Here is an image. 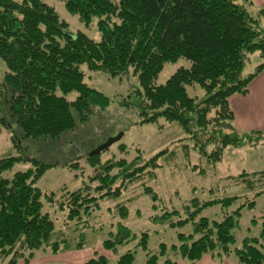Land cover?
Returning a JSON list of instances; mask_svg holds the SVG:
<instances>
[{
    "label": "trees",
    "instance_id": "trees-1",
    "mask_svg": "<svg viewBox=\"0 0 264 264\" xmlns=\"http://www.w3.org/2000/svg\"><path fill=\"white\" fill-rule=\"evenodd\" d=\"M62 1L70 13L86 23L98 18L101 41L83 32L70 34L68 24L43 0H0V57L8 68L4 82L0 81V128L9 130L16 148L22 149L24 139L58 138L72 130L77 124L75 112L84 121L94 106H109L110 99L85 82L82 65L90 72L113 77L133 68L140 86L136 97L145 122L162 119L178 123L211 162L222 160L228 147H255L264 141V131H237L230 104L233 95H246L251 82L264 70V6L252 13L250 0H246L248 6L239 0ZM255 52L262 63L245 76V67ZM181 58L190 61L191 66L180 67L166 83L156 84L165 64ZM8 87L17 92L9 95ZM197 87L204 93L199 94ZM71 92L77 93L73 101L67 98ZM201 135L206 136L204 144L198 142ZM160 155L150 160L137 157V162L122 159L119 162L123 167L118 166L117 174L112 173L116 163L100 165L96 161L100 155L89 156L88 161L95 167L90 179L99 183L93 187L99 195L89 196L91 186L67 192L66 208L70 210L66 224H88L100 209L101 199L121 196L122 185L138 182L144 174L156 176ZM21 160L20 156L0 158V264H17L20 258L33 256L41 249L69 248L63 234L55 230L51 215L43 212L44 193L36 186L47 166L32 159L38 168L16 172L11 178L1 176ZM119 179L121 184L112 189ZM231 179L257 191V195L264 193V171L243 172ZM146 192L157 199L151 187H146ZM237 198L203 204L194 199L186 206L184 218L178 211L156 216L154 219H170L171 227L193 225V232L179 234L181 243L172 246L182 261L167 259L165 264H197L206 255L215 260L233 252L238 264H264V223L259 236L245 239L241 248H232L242 207H254L255 200L225 213L220 221L197 218L203 208L217 203L228 206ZM120 209L127 216V208ZM172 215L180 218L174 222ZM149 236L143 233L138 242L146 252ZM137 238L120 225V231L104 243V249L117 255L119 247ZM167 250V245L161 244L157 254L147 253V264H157ZM134 262L135 250H128L116 264ZM86 264L110 261L100 255Z\"/></svg>",
    "mask_w": 264,
    "mask_h": 264
},
{
    "label": "rangeland",
    "instance_id": "rangeland-1",
    "mask_svg": "<svg viewBox=\"0 0 264 264\" xmlns=\"http://www.w3.org/2000/svg\"><path fill=\"white\" fill-rule=\"evenodd\" d=\"M43 1L55 8L60 20L68 24L70 34L83 32L91 39L101 41L102 33L97 17L86 23L79 15L70 13L64 1ZM239 2L246 4V0ZM252 2L249 10L256 13L260 8L257 3ZM261 63L258 52L251 54L244 70L245 76L254 73ZM190 66L191 62L185 58L165 64L156 78V84L166 83L180 67ZM81 68L85 73V82L110 99L107 108L94 106L89 118L84 121H80L79 115L75 112L77 118L75 128L58 138L24 139L21 142V150L14 145L9 130L0 128V158L9 156L22 158L1 176L11 178L16 172L38 168L39 165H35L32 159L47 166L36 183L44 193L43 212L51 215L55 222V230L63 234L69 246L57 251H53L52 248L37 250L33 256L20 258L17 264H86L90 259L98 258L100 255H106L110 264H116L118 257L128 250H135L134 264H147L149 256L147 253L157 254L161 244H166L168 250L164 256L159 257L157 264H165L167 259L182 261L172 250V246L181 243L179 234L192 233L193 225L190 223L183 227H171L170 219L154 218L173 211H178L184 218L186 206L194 199L203 204L212 200L238 197L228 206L217 203L203 208L197 218L206 217L212 221H220L225 213L237 210L247 204L248 200H255L254 207L249 208L246 205L242 207L239 226L234 231L236 242L232 245L233 250L241 248L245 239L260 235L264 223V193L257 195V191L248 189L244 184H237L231 178L243 172L264 171V141L255 147L250 145L228 147L222 160L211 162V158L199 152L196 141L185 133L178 123H166L162 119L159 122H145L143 110L138 106L139 99L136 95L140 86L133 68L115 77L105 72H90L86 65H82ZM7 71V65L0 57L1 82H4ZM7 91L9 95L17 92L12 87H8ZM197 92L204 93L198 87ZM76 97V92L67 95L70 101ZM233 103L243 108L240 100ZM234 126L240 133L264 131V124H247L239 128L234 120ZM120 133H123V138L102 152L96 161L100 165L116 163L117 169H113L112 173L117 174L120 173L118 166L123 167L120 163L122 159L132 161L141 157L139 159L150 160L161 154L158 160L160 167L156 169L157 175L144 174L142 180L128 183L125 187L122 185L124 189L121 196L101 199L100 209L92 215L88 224L82 221L76 225V222L69 221L67 225L66 214L70 210L69 206L66 208L67 192L91 186L89 196L99 195L93 189L99 183L90 179L94 175L95 167L88 161V157L95 149ZM206 140V136L201 135L198 142L204 144ZM211 152L212 148L209 147L208 153ZM121 182L122 179H119L112 184V189L118 187ZM146 187L154 190L156 200L146 192ZM50 197L54 200H50ZM121 206L127 208V216L122 215ZM196 208L198 206L192 207L193 210ZM171 218L176 222L180 217L172 215ZM120 225L129 228L138 238L124 247H119L116 255L105 250L104 243L117 235ZM143 233L150 235L148 252L138 246ZM215 262L238 264L239 259L233 252L227 257L216 258Z\"/></svg>",
    "mask_w": 264,
    "mask_h": 264
},
{
    "label": "crops",
    "instance_id": "crops-1",
    "mask_svg": "<svg viewBox=\"0 0 264 264\" xmlns=\"http://www.w3.org/2000/svg\"><path fill=\"white\" fill-rule=\"evenodd\" d=\"M250 1L257 3L259 8L264 6V0ZM235 100H240L243 108L237 107L233 103ZM230 104L234 112V120L239 128L247 124H264V70L251 82L249 92L246 95H233L230 98ZM179 264L186 263L183 261ZM197 264H216V262L211 256H206L197 262Z\"/></svg>",
    "mask_w": 264,
    "mask_h": 264
},
{
    "label": "water",
    "instance_id": "water-1",
    "mask_svg": "<svg viewBox=\"0 0 264 264\" xmlns=\"http://www.w3.org/2000/svg\"><path fill=\"white\" fill-rule=\"evenodd\" d=\"M123 138V133L118 134L116 137L110 138L106 143L99 146L95 149L91 154L90 157L100 155L102 152L108 150L112 145L119 142Z\"/></svg>",
    "mask_w": 264,
    "mask_h": 264
}]
</instances>
